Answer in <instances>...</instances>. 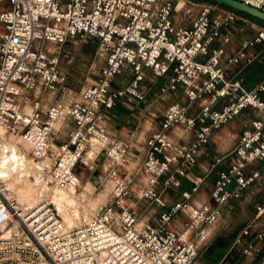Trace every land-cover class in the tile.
Listing matches in <instances>:
<instances>
[{
  "label": "built area",
  "instance_id": "obj_1",
  "mask_svg": "<svg viewBox=\"0 0 264 264\" xmlns=\"http://www.w3.org/2000/svg\"><path fill=\"white\" fill-rule=\"evenodd\" d=\"M264 13V0H234ZM0 157L5 139H16L24 158L45 163L49 184L58 189H78L76 166L91 143L99 146L108 161L105 177L112 183L111 200L97 213L67 228L54 205L42 198L34 204L18 201L0 181V264H197L207 228L220 218L221 208L238 199L259 174L245 169L264 163V77L252 91L242 86L240 71L254 60L250 50L264 47V27L254 26V35L243 40L228 56L225 30L239 14L216 3L188 0H0ZM182 6L177 8L178 4ZM197 14L188 25L178 24L189 7ZM224 30L223 33L221 31ZM68 41L92 43L94 57L102 60L96 80L77 91V98H61L43 108L32 98L42 92L67 90L66 75L59 69V52ZM216 41L217 47L210 48ZM48 45L54 46L50 51ZM127 67L130 81L112 88L114 77ZM164 78L158 97L180 89L183 103H169L159 126L144 140V157L135 170L144 179L136 199L166 208L153 223L138 222L126 200L132 176L131 160L135 135L125 139L109 135L100 125L104 111L119 98L136 103L145 98L141 81L145 73ZM201 104L193 110L196 103ZM220 102V107L214 106ZM244 109L254 116L242 129L232 150L215 157L212 167L227 159L224 169L208 191L207 201L193 206L202 178H187L200 149L212 131L226 125ZM62 118L73 122L66 142L51 150V134ZM178 128L190 133L188 143L173 141L168 132ZM17 150V149H16ZM187 178L190 187L179 200L165 207L162 193L178 188ZM182 214L180 230L170 228ZM264 216V203L255 206V218ZM249 235L243 228L234 239L241 243ZM264 240V230L253 235ZM246 242L241 253L261 254L264 248Z\"/></svg>",
  "mask_w": 264,
  "mask_h": 264
},
{
  "label": "crops",
  "instance_id": "obj_2",
  "mask_svg": "<svg viewBox=\"0 0 264 264\" xmlns=\"http://www.w3.org/2000/svg\"><path fill=\"white\" fill-rule=\"evenodd\" d=\"M196 14L197 7H190L188 14L184 16L185 20L182 23L178 20V24L188 25ZM252 25L254 24L249 18L239 15L236 22L225 30L230 36L228 43L224 45L225 56L231 55L240 46L243 40L249 39L254 35V30L251 28ZM223 32L224 30L221 31V33ZM217 46L218 43L216 41L210 44V48ZM263 51L264 47L262 45L253 46L250 52L254 55V60L240 71V76L243 79L242 86L247 91H252L255 84L264 77ZM141 87L145 91L146 98L149 89H145L143 86ZM177 91L181 94L180 89ZM65 92L62 95L58 93V99L61 98L62 102L64 101L67 103L77 98V92L74 98L69 97L70 91L67 93ZM56 94L57 93L52 92L44 94L40 88H36L32 93V98H39L42 107L46 108L54 102ZM258 95L261 99H264V93ZM145 98L139 103H136L130 98L116 100L111 109L104 111L103 120L100 122V125L109 135L116 138L125 139L131 132L135 135L129 163L131 164L130 167L133 165L136 166L133 170H131L132 168H128L129 170H127L128 174L132 176V180L134 179L135 182L130 185V198L126 200V204L130 205L131 210L137 217L142 216V213H140V211H135L131 205L134 204L132 201H138L136 197L144 185V179L142 177L137 178L135 170L144 157V140L152 131L158 128L162 118L161 116L160 120L155 123L152 117H148L149 115L153 116V114L149 112L152 103H146ZM200 104V102L196 103L193 110ZM219 107L220 102L214 106L215 109ZM253 116L254 113L250 109H244L226 125L211 132L208 143L203 146L198 153L195 166L187 173V178L189 179L202 178V183L199 185L197 193L190 199L191 205L197 206L207 201L208 191L214 182L216 171L224 169L228 162L227 159H224L221 163L212 167L213 159L215 157L225 156L232 150L240 132ZM73 126V122L69 118H62L55 124L50 138L52 151L60 144L67 141ZM168 134L173 141L177 140L184 144L191 140L190 133L181 134L178 128L170 130ZM99 150L100 148L97 144L91 143L85 150L77 166L87 169L89 174L96 168H99V170L105 174L109 164ZM252 171H257L259 177L245 188L238 199L232 200L223 206L221 208L220 218L212 226L207 228L206 242L198 251L197 258L199 261L198 263L196 262L197 264H258L261 261L262 257L259 252H252L246 255L241 253L243 245L248 241H252V237L255 233L264 230V216L255 218V206L264 203V163L258 161L253 162L245 169V174L248 175ZM76 173L79 175L80 171ZM187 178L180 179V186L178 188H169L162 193L165 207L178 201L180 192L190 187V182ZM94 182L95 181H93V183ZM88 183L91 182H85V186ZM149 205H152V208L141 220L143 222L153 223L157 216L166 208H159L153 204ZM100 208H98L95 213H97ZM185 220L182 214H178L172 220L170 228L173 230H180ZM245 227L249 228V235L243 237L240 244L235 245V237ZM253 241L255 248H264V240Z\"/></svg>",
  "mask_w": 264,
  "mask_h": 264
},
{
  "label": "rangeland",
  "instance_id": "obj_3",
  "mask_svg": "<svg viewBox=\"0 0 264 264\" xmlns=\"http://www.w3.org/2000/svg\"><path fill=\"white\" fill-rule=\"evenodd\" d=\"M191 3H199L201 0H188ZM5 3H0V10ZM182 5L179 3L177 8H180ZM220 6V5H219ZM192 7V6H191ZM190 8V7H189ZM226 8V7H225ZM179 22H183L185 20L184 16L178 15ZM253 22V21H251ZM260 23V24H258ZM255 23L254 26H261V22ZM180 24V23H179ZM55 52H59V69L66 75V86L67 93H69L70 98H74L76 96L77 90L82 86H88L93 83L98 75L99 68L103 65V61L94 57V45L92 43H81L78 41H68L63 44L60 48L56 49ZM264 54V51L262 52ZM262 75V74H261ZM131 79V74L127 67H122L119 74H117L112 80L111 87L117 88L119 86L126 85ZM164 78L154 79L149 73H145V77L141 81V86L145 89H149L145 98L146 103L150 102L151 107L149 112L153 114V121L157 123L162 113L164 112L166 106L175 101V102H183L184 97L178 91L170 92L164 96L158 97V88L161 86ZM44 94L50 92H43ZM59 94H56V98L54 101L58 99ZM119 99H127V97L119 98ZM118 100V99H117ZM152 122V123H154ZM8 142H14L16 139L9 137L5 139ZM17 142V141H16ZM15 148L17 151L21 152L22 148L20 145L15 143ZM87 156V155H86ZM25 160L29 162V166H33V171H29L30 175L28 177L29 183L27 181H23L22 185L26 189V191L32 193L35 197V190L39 191V185H45L47 188L51 189V185L48 180V169L46 167H42V165L49 163L47 160L43 164L31 162L30 156L27 155ZM101 161V160H100ZM131 164L128 163L126 165V169L135 168L136 165L130 167ZM138 167H136L137 169ZM76 172L80 171L79 176V188L76 190H63L54 188L51 191H48L42 197L49 200L54 207L56 208L59 216L62 218L63 222L67 224V220H72L74 222L73 226H77L82 222L83 219L88 216L93 215L96 210L102 206L107 205L110 202L111 198V187L112 183L109 179L105 177V174L96 168L90 174L87 169L80 168L76 166ZM128 173V172H127ZM39 176V177H38ZM137 178H141L139 174H136ZM35 178H38L39 181H36ZM93 181H95L93 183ZM85 182L88 183L85 186ZM135 180H132L133 184ZM85 187H84V186ZM37 186V187H36ZM39 188V189H38ZM55 193H63L67 194L69 197L68 202L65 201L62 206L68 211L67 215L60 213L57 208ZM16 197V196H15ZM35 199V198H34ZM21 202H24V199L19 197ZM134 202L133 209L135 211H140L142 213L139 218V221H142L141 218L146 215L152 208V205L145 203L144 201H132ZM131 203V202H128ZM67 221V222H66ZM198 258H196V262L198 263Z\"/></svg>",
  "mask_w": 264,
  "mask_h": 264
},
{
  "label": "bare ground",
  "instance_id": "obj_4",
  "mask_svg": "<svg viewBox=\"0 0 264 264\" xmlns=\"http://www.w3.org/2000/svg\"><path fill=\"white\" fill-rule=\"evenodd\" d=\"M48 49L50 51L54 50V46L48 45ZM5 146L3 147L5 149L6 155L0 157V180L5 184L7 190L9 193H12L16 196L17 200H19V197L24 199L25 203L28 204H34L37 201L41 200L44 194L48 191H51V189L47 188L45 185H39L40 189L39 191L35 190V197L32 193L26 191V189L23 187L22 183L23 181H27L29 183L28 177L30 175L29 171L33 170L32 166H29V162L25 160V158L16 150L15 143L14 142H8L4 140ZM39 177V176H38ZM36 181H39L38 178H35ZM37 187V186H36ZM70 190V189H66ZM74 190V189H71ZM55 199H56V206L59 209L60 213L67 215L68 211L62 206V204L69 200V197L67 194L63 193H55ZM35 198V199H34ZM68 221V222H67ZM67 224L65 226L67 228L72 227L74 222L72 220H67ZM140 223V221H138Z\"/></svg>",
  "mask_w": 264,
  "mask_h": 264
},
{
  "label": "water",
  "instance_id": "obj_5",
  "mask_svg": "<svg viewBox=\"0 0 264 264\" xmlns=\"http://www.w3.org/2000/svg\"><path fill=\"white\" fill-rule=\"evenodd\" d=\"M213 3H216L218 5L224 6L228 9H231L233 11H236L238 13L247 15L251 18H254L264 24V13L249 7L247 5H244L240 2L234 1V0H206ZM2 151L5 152V149L2 147ZM1 181V180H0Z\"/></svg>",
  "mask_w": 264,
  "mask_h": 264
},
{
  "label": "trees",
  "instance_id": "obj_6",
  "mask_svg": "<svg viewBox=\"0 0 264 264\" xmlns=\"http://www.w3.org/2000/svg\"><path fill=\"white\" fill-rule=\"evenodd\" d=\"M201 1H206V0H201ZM207 2H210V1H207ZM210 3H213V2H210ZM220 6H221V5H220ZM221 7H224V6H221ZM237 13H238V12H237ZM238 14L241 15V16H245V17L249 18L251 21H253V22H255V23L260 22V21L254 19V18H251V17H249V16H247V15H244V14H241V13H238ZM258 24H260V23H258ZM261 26L264 27V24H263L262 22H261Z\"/></svg>",
  "mask_w": 264,
  "mask_h": 264
}]
</instances>
